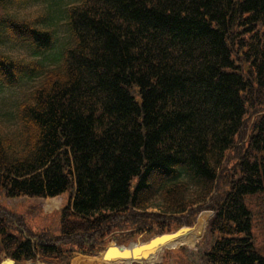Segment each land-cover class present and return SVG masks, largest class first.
<instances>
[{
  "label": "trees",
  "instance_id": "obj_1",
  "mask_svg": "<svg viewBox=\"0 0 264 264\" xmlns=\"http://www.w3.org/2000/svg\"><path fill=\"white\" fill-rule=\"evenodd\" d=\"M50 1L64 2L0 0L2 35L51 50L45 14L19 15ZM64 13L58 64L0 51V85L28 89L0 121V196L69 195L56 235L0 204V254L70 264L212 210L202 264H264V0H78Z\"/></svg>",
  "mask_w": 264,
  "mask_h": 264
},
{
  "label": "rangeland",
  "instance_id": "obj_2",
  "mask_svg": "<svg viewBox=\"0 0 264 264\" xmlns=\"http://www.w3.org/2000/svg\"><path fill=\"white\" fill-rule=\"evenodd\" d=\"M68 4L70 1L71 3H75L78 0H63ZM55 9L51 6L50 3H45L41 5H35L26 7L23 10L19 12V15L21 17H25V19H33L38 16L44 15L43 22H46L47 27H49L53 32L55 36V44L54 47L46 51L42 54H38L35 56L28 55V50L26 49V45L19 44L16 40L10 39L9 37L3 36L0 31V40L1 44L6 48L0 47V49L7 53V55H10L12 58L19 59L20 57L24 59H30V58H36L40 62H42L44 65L50 66L57 64L60 60V52L61 49L68 37V33L65 27V20L66 16L63 15V12L60 10L62 8V4L59 2H55L54 4ZM16 14L17 12L14 11ZM24 93V89H20L18 87L14 88L11 87L9 89L7 88H0V100H3V103L5 104L4 109L1 110L5 114H2L0 116V121L3 122L1 125L2 130L6 129L8 130V118L13 117L15 115V105L18 100V98H21V96ZM3 106V104H0V107ZM0 201L4 204H8V208L11 207V210L15 211L16 213L23 214L25 221H26V227L29 230L35 231L40 230L44 227H49L54 232L59 231V214L58 211H54L51 214L46 213L44 209H49L51 206L56 205V200L52 198H47L44 200V205L42 204V201L40 199L35 198H27V197H21L16 199L11 198H2L0 197ZM65 199L61 203V206L64 204ZM10 209V208H9ZM201 213L205 214L206 216V226L204 233L202 237L197 240L194 244H185L183 246L169 249L168 245H165L164 239L154 238L149 243L153 244L158 251L162 249V255L161 259L158 261L159 264H202L200 257L210 248V245L212 243V238L208 230V225L210 223V220L214 216V211L211 210H202L199 212L195 218V221ZM194 221V223H195ZM193 223V224H194ZM152 234V233H151ZM151 234H142L137 236L134 241L142 242L149 237H151ZM154 234V233H153ZM260 241V237H259ZM158 258V257H157ZM85 258L83 257V262L81 264H98L95 260L96 258L92 257L89 262H84ZM144 262V261H141ZM156 263V264H158ZM135 264V263H132Z\"/></svg>",
  "mask_w": 264,
  "mask_h": 264
},
{
  "label": "bare ground",
  "instance_id": "obj_3",
  "mask_svg": "<svg viewBox=\"0 0 264 264\" xmlns=\"http://www.w3.org/2000/svg\"><path fill=\"white\" fill-rule=\"evenodd\" d=\"M159 237H164V240L167 241L165 242V245L170 248H173V247H177L180 245V243L182 241L185 240V232L182 229L176 231V232H173V233H170V234H165V235H162V236H156L154 238H159ZM152 238V239H154ZM151 239V240H152ZM160 239V238H159ZM150 240V241H151ZM149 241V242H150ZM149 242H145V243H140L139 246L141 245V247H144L146 245L149 244V247H147V249H144V251L139 254L138 256H135L131 259H106L103 254H98V255H94V256H88V257H84L85 261L84 262H91V258L94 257L96 258V262L98 264H118V263H130L132 261H137V262H141V261H144L142 263H155V262H158L160 259H161V255H162V249L164 248H161L159 251H158V254H157V250L155 248V246L153 244H150ZM158 257V258H157ZM83 262V257H77L73 260V264H81ZM93 262V261H92Z\"/></svg>",
  "mask_w": 264,
  "mask_h": 264
},
{
  "label": "water",
  "instance_id": "obj_4",
  "mask_svg": "<svg viewBox=\"0 0 264 264\" xmlns=\"http://www.w3.org/2000/svg\"><path fill=\"white\" fill-rule=\"evenodd\" d=\"M129 247H118L114 244H109L106 247L103 256L106 259H113V258L131 259L141 254L144 251V249H147V247H149V244L144 247L141 246H134L130 248ZM0 264H12V261L10 259H6L5 261H2Z\"/></svg>",
  "mask_w": 264,
  "mask_h": 264
}]
</instances>
